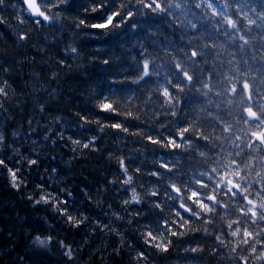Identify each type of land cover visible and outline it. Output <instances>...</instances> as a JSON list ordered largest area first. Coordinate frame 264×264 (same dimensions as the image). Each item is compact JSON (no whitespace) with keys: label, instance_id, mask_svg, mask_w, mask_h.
Segmentation results:
<instances>
[{"label":"clouds","instance_id":"9594fccd","mask_svg":"<svg viewBox=\"0 0 264 264\" xmlns=\"http://www.w3.org/2000/svg\"><path fill=\"white\" fill-rule=\"evenodd\" d=\"M0 264H264V0H0Z\"/></svg>","mask_w":264,"mask_h":264},{"label":"trees","instance_id":"16d2710c","mask_svg":"<svg viewBox=\"0 0 264 264\" xmlns=\"http://www.w3.org/2000/svg\"><path fill=\"white\" fill-rule=\"evenodd\" d=\"M147 27H153V25L151 23L144 22L142 24L141 31L137 32V33H132L131 34L132 37L138 38L142 34L144 29ZM128 39H129L128 36L125 34H117L116 36L109 38L107 41H104L103 43L107 46H110V47H113V48H116L117 50H119V47H118L119 43L127 42Z\"/></svg>","mask_w":264,"mask_h":264}]
</instances>
